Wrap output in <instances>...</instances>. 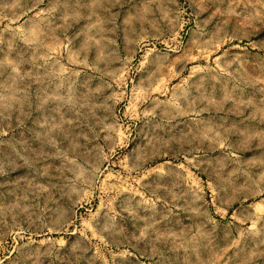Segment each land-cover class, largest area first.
Segmentation results:
<instances>
[{
	"label": "rangeland",
	"instance_id": "obj_1",
	"mask_svg": "<svg viewBox=\"0 0 264 264\" xmlns=\"http://www.w3.org/2000/svg\"><path fill=\"white\" fill-rule=\"evenodd\" d=\"M0 264H264V0H0Z\"/></svg>",
	"mask_w": 264,
	"mask_h": 264
},
{
	"label": "bare ground",
	"instance_id": "obj_2",
	"mask_svg": "<svg viewBox=\"0 0 264 264\" xmlns=\"http://www.w3.org/2000/svg\"><path fill=\"white\" fill-rule=\"evenodd\" d=\"M165 61L164 62H161L160 66L158 67L157 72H160V74L162 73V75L168 74V76H171L167 80L169 82V84H171V83L174 82V78H177L176 76H178L179 75V72H180V71H177V68H176V65H177V62L178 61H177V59H169V60L165 59ZM174 99H175V101H177L181 105L180 99L178 97H175ZM171 107H173V105ZM169 111L170 110H168V113H169L170 116L172 114H175L174 116L185 117V116H189V115L192 116V115L196 114V113H194V111H191L190 109H185V110H183V112L182 111H179V109H176L175 111H177V113H172L171 111L170 112ZM174 116H172L171 118H173Z\"/></svg>",
	"mask_w": 264,
	"mask_h": 264
}]
</instances>
